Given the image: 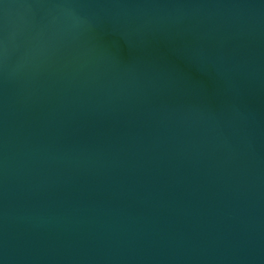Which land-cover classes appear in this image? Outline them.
I'll use <instances>...</instances> for the list:
<instances>
[{
  "label": "water",
  "instance_id": "1",
  "mask_svg": "<svg viewBox=\"0 0 264 264\" xmlns=\"http://www.w3.org/2000/svg\"><path fill=\"white\" fill-rule=\"evenodd\" d=\"M0 264H264V0H0Z\"/></svg>",
  "mask_w": 264,
  "mask_h": 264
}]
</instances>
